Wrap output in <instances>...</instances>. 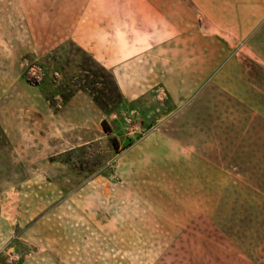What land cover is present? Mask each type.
Returning <instances> with one entry per match:
<instances>
[{"label":"rangeland","instance_id":"1","mask_svg":"<svg viewBox=\"0 0 264 264\" xmlns=\"http://www.w3.org/2000/svg\"><path fill=\"white\" fill-rule=\"evenodd\" d=\"M3 1L10 264H264V0H89L100 57L1 50Z\"/></svg>","mask_w":264,"mask_h":264},{"label":"crops","instance_id":"2","mask_svg":"<svg viewBox=\"0 0 264 264\" xmlns=\"http://www.w3.org/2000/svg\"><path fill=\"white\" fill-rule=\"evenodd\" d=\"M5 1L10 2L12 27L18 30V34L4 35L1 44L5 47L1 50L46 54L47 48L74 42L88 50L89 55L102 56L101 52L105 48L102 47V43L99 44L97 39L80 37L84 25L93 24L94 20V8L88 6L89 0H4L3 2ZM12 45L24 48L14 50L10 48ZM8 249H10V240L0 236V264H10V260L4 256ZM23 264H27V261Z\"/></svg>","mask_w":264,"mask_h":264},{"label":"built area","instance_id":"3","mask_svg":"<svg viewBox=\"0 0 264 264\" xmlns=\"http://www.w3.org/2000/svg\"><path fill=\"white\" fill-rule=\"evenodd\" d=\"M11 262H17L18 261V257L17 256H11Z\"/></svg>","mask_w":264,"mask_h":264},{"label":"trees","instance_id":"4","mask_svg":"<svg viewBox=\"0 0 264 264\" xmlns=\"http://www.w3.org/2000/svg\"><path fill=\"white\" fill-rule=\"evenodd\" d=\"M112 144H113L114 148H116V149H117V147H118V146H117V143H116V141H115V140H113V141H112Z\"/></svg>","mask_w":264,"mask_h":264}]
</instances>
